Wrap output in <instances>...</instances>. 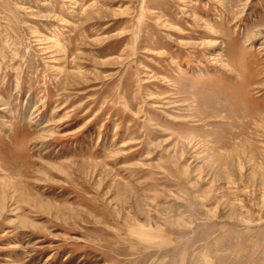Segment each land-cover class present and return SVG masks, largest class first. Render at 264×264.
<instances>
[{
  "label": "rangeland",
  "instance_id": "1",
  "mask_svg": "<svg viewBox=\"0 0 264 264\" xmlns=\"http://www.w3.org/2000/svg\"><path fill=\"white\" fill-rule=\"evenodd\" d=\"M0 264H264V0H0Z\"/></svg>",
  "mask_w": 264,
  "mask_h": 264
}]
</instances>
